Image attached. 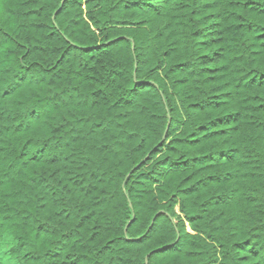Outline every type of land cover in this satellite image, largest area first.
<instances>
[{"label": "trees", "instance_id": "obj_1", "mask_svg": "<svg viewBox=\"0 0 264 264\" xmlns=\"http://www.w3.org/2000/svg\"><path fill=\"white\" fill-rule=\"evenodd\" d=\"M3 256L264 264V0H0Z\"/></svg>", "mask_w": 264, "mask_h": 264}, {"label": "rangeland", "instance_id": "obj_2", "mask_svg": "<svg viewBox=\"0 0 264 264\" xmlns=\"http://www.w3.org/2000/svg\"><path fill=\"white\" fill-rule=\"evenodd\" d=\"M6 240H7V238H6L5 241H4L5 244H6ZM2 263H3V264H14L13 261H12L11 259H9V258H7V257H5V256H3Z\"/></svg>", "mask_w": 264, "mask_h": 264}]
</instances>
